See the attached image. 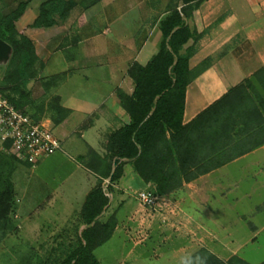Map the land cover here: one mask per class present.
Returning a JSON list of instances; mask_svg holds the SVG:
<instances>
[{"label":"crops","instance_id":"obj_1","mask_svg":"<svg viewBox=\"0 0 264 264\" xmlns=\"http://www.w3.org/2000/svg\"><path fill=\"white\" fill-rule=\"evenodd\" d=\"M21 1L27 0H0V16ZM28 1L17 29L33 40L45 64L41 77L65 74L57 87L48 93L41 87V93L60 96L71 114L59 125L44 118L61 139L62 150L44 158L38 167L23 164L26 169L13 173L17 218L11 232L26 236L52 233L49 218L39 224L33 221L37 213L33 190L45 185L38 178L41 167L51 164L62 184L84 187L80 209L99 183V174L82 159L90 164L97 159L89 155L90 148L105 156L108 136L130 124L117 91L134 92L128 71L135 62L147 64L158 52L159 17L163 15L147 0H100L87 9L76 7L59 25L35 28L32 25L47 0ZM187 22L200 35L198 41L187 44L195 48L190 66L207 65L187 87L185 124L246 79L264 97V88L255 77L264 69V0H205ZM119 163L123 164L120 179L112 181L109 176L102 182L110 202L99 219L115 218L116 223L108 241L117 238L131 254L144 244L137 240L138 232L147 230L159 238V260L167 264H178L182 255L203 247L225 261L236 255L250 264L264 262V144L184 182L166 195L173 207L166 214H152L139 205L137 193L153 184L144 181L127 158L117 163L114 159L113 171ZM47 206L68 208L67 203L55 202L54 194L37 207ZM81 223L77 239L87 227ZM60 230L67 232L65 227Z\"/></svg>","mask_w":264,"mask_h":264},{"label":"trees","instance_id":"obj_2","mask_svg":"<svg viewBox=\"0 0 264 264\" xmlns=\"http://www.w3.org/2000/svg\"><path fill=\"white\" fill-rule=\"evenodd\" d=\"M99 1L47 0L32 27L59 25L76 7L87 9ZM204 1L169 0L159 17L162 38L158 52L147 64L135 62L130 67L128 74L134 82V92L128 94L119 89L117 97L131 122L108 136L105 156L90 148L89 155H96L97 159L93 164L82 159L99 174V183L87 195L80 212L87 226L82 237L55 264H101L95 250L111 238L116 226L115 218L106 222L99 219L110 202L102 182L109 176L118 181L123 173L120 163L113 171L114 159L116 163L124 158L133 160L138 175L154 184L159 195H168L179 190L184 182L264 144V97L250 79L231 88L191 122L184 123L187 87L207 65L203 62L196 69L190 66L195 48L187 44L192 39L198 41L200 35L187 21ZM28 3L21 1L13 11L0 16V38L11 46L7 64L0 69V92L35 121L49 118L59 125L71 114L61 104L60 96L38 103L29 87L33 81H39L48 93L65 74L41 77L45 64L33 40L17 29ZM255 77L264 88V69L256 72ZM8 149L6 144L5 151H0V242L15 226V161L31 166L12 153L8 155ZM191 256L202 258L204 264H250L236 255L225 261L204 247Z\"/></svg>","mask_w":264,"mask_h":264},{"label":"rangeland","instance_id":"obj_3","mask_svg":"<svg viewBox=\"0 0 264 264\" xmlns=\"http://www.w3.org/2000/svg\"><path fill=\"white\" fill-rule=\"evenodd\" d=\"M168 1L147 0L149 4L158 9L159 15L163 14L166 10V3ZM6 64L7 60H1L0 69H4ZM32 83H30L29 87L32 90H36V94L33 95L35 101L38 103L47 101L49 97L41 93L44 90L43 88V90L41 89V83L39 81H33ZM0 151H5L1 145ZM6 151L9 155L10 152ZM15 165V170L17 168H27L16 161ZM38 166L36 165V167ZM53 169L54 166L51 164L40 168L38 178L43 180L45 185H43L42 190L36 187H34L36 191L33 190L37 193V213L33 218L34 224H39L49 218L51 222H48V227L52 230V233L29 234L26 236L16 230L15 232H10L0 242V264H55L67 248L76 244L78 240L76 233L78 234L82 225L80 218L81 209L79 206L84 200L83 194L85 189L82 185L79 186L78 184H62V177L60 178L59 173L54 174ZM14 180L16 182V177H14ZM52 194H54L55 202L67 203L68 208L37 207ZM71 205L75 207L73 208ZM12 218H17L15 211L12 214ZM64 227L67 232H60V229ZM140 234L144 236L143 240H139L138 236ZM138 236L137 240L143 241L144 244L133 250L131 254H128L129 248L125 249L120 245V241L114 238L98 247L95 250V255L101 261V264H167L159 260L158 237L150 234L147 230H140Z\"/></svg>","mask_w":264,"mask_h":264},{"label":"built area","instance_id":"obj_4","mask_svg":"<svg viewBox=\"0 0 264 264\" xmlns=\"http://www.w3.org/2000/svg\"><path fill=\"white\" fill-rule=\"evenodd\" d=\"M6 144L19 161L31 166L62 150L61 139L45 119L35 121L0 92V145L5 149ZM137 199L139 205L152 214L173 211L172 201L166 195H159L154 184L139 191ZM138 237L143 240L144 236Z\"/></svg>","mask_w":264,"mask_h":264},{"label":"clouds","instance_id":"obj_5","mask_svg":"<svg viewBox=\"0 0 264 264\" xmlns=\"http://www.w3.org/2000/svg\"><path fill=\"white\" fill-rule=\"evenodd\" d=\"M178 264H204V260L200 257L194 259L191 255L186 254L179 258Z\"/></svg>","mask_w":264,"mask_h":264},{"label":"water","instance_id":"obj_6","mask_svg":"<svg viewBox=\"0 0 264 264\" xmlns=\"http://www.w3.org/2000/svg\"><path fill=\"white\" fill-rule=\"evenodd\" d=\"M11 53V46L0 38V61L8 60Z\"/></svg>","mask_w":264,"mask_h":264}]
</instances>
